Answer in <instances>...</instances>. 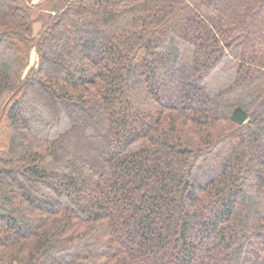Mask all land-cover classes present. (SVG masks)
<instances>
[{
  "label": "trees",
  "instance_id": "16d2710c",
  "mask_svg": "<svg viewBox=\"0 0 264 264\" xmlns=\"http://www.w3.org/2000/svg\"><path fill=\"white\" fill-rule=\"evenodd\" d=\"M0 264H264V0H0Z\"/></svg>",
  "mask_w": 264,
  "mask_h": 264
},
{
  "label": "rangeland",
  "instance_id": "374dc122",
  "mask_svg": "<svg viewBox=\"0 0 264 264\" xmlns=\"http://www.w3.org/2000/svg\"><path fill=\"white\" fill-rule=\"evenodd\" d=\"M44 0H35V3H41L43 2ZM38 28V27H37ZM36 28V29H37ZM37 61V55L35 53L32 54V60H31V66L34 65ZM214 89H218V87H213Z\"/></svg>",
  "mask_w": 264,
  "mask_h": 264
}]
</instances>
